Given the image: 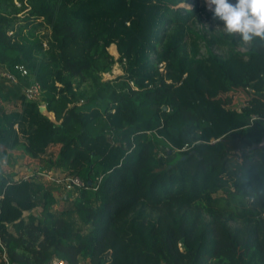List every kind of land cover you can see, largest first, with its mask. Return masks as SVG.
<instances>
[{"label": "trees", "instance_id": "1", "mask_svg": "<svg viewBox=\"0 0 264 264\" xmlns=\"http://www.w3.org/2000/svg\"><path fill=\"white\" fill-rule=\"evenodd\" d=\"M182 1L0 0V62L28 70L0 79L10 261L264 264V40L214 52L227 41L194 32L201 9ZM32 81L53 120L25 98ZM19 157L84 186L52 210L56 183L14 179Z\"/></svg>", "mask_w": 264, "mask_h": 264}, {"label": "rangeland", "instance_id": "2", "mask_svg": "<svg viewBox=\"0 0 264 264\" xmlns=\"http://www.w3.org/2000/svg\"><path fill=\"white\" fill-rule=\"evenodd\" d=\"M232 2H234V0H232ZM180 6L184 7V8H194L197 7L198 9H201L200 12L196 13L194 15V17L192 18L191 22L189 23L192 30L194 32H199L200 34H203L207 39L211 38V37H216L217 39L220 38L221 40H226L227 42L223 43V44H219L217 42L213 43L211 45V49L214 52H217L221 55H226L229 47L234 43V48L240 52H245L249 45L250 42H244L243 39L241 38V36L239 34H233V35H228L227 32L225 31L222 22L219 21H213L211 19V13L209 11H207V7L205 4V0H183L180 4ZM39 34L43 33V32H48L49 30L46 27H42L41 29H38ZM189 41V40H187ZM204 42H199V52L201 55L205 54V47L203 46ZM44 49L48 48V44L46 45V43H43ZM108 51L114 56L115 59L118 58V53L116 50V47L114 44L110 45L108 47ZM122 68L121 66L116 62L111 71L107 72V73H103L102 77L103 79H111L114 78L120 74H122ZM0 104L3 105V107L5 108H9V104H7L6 102H1L0 100ZM51 119L53 120L52 114H49ZM41 165L44 164L46 165V163H40ZM39 165V164H38ZM36 164H30L28 165L27 163H25L24 159L22 157H19L17 159V164L14 166V168L8 170L7 171H11L15 178L14 179H20L22 176H26V175H30L31 170L30 168H36L38 170H42L45 169L43 167H41L40 165L38 166ZM47 170V169H46ZM50 170V169H48ZM44 171V170H43ZM52 173H54L57 176L61 177L64 175V172L61 171L60 169L57 170H51ZM47 182H53L50 180H45V183ZM55 183V182H53ZM57 187L55 188V193L58 195V202L56 204H54L53 206H51L52 210H58L62 208V204H63V200L62 197L63 195H65V189H63V185L57 183L56 184ZM75 194V192H74ZM37 212V211H35ZM23 216H27L28 215V211L23 210L22 212ZM38 213V212H37Z\"/></svg>", "mask_w": 264, "mask_h": 264}, {"label": "clouds", "instance_id": "3", "mask_svg": "<svg viewBox=\"0 0 264 264\" xmlns=\"http://www.w3.org/2000/svg\"><path fill=\"white\" fill-rule=\"evenodd\" d=\"M213 21L222 22L228 35L239 34L244 42L264 40V0H205Z\"/></svg>", "mask_w": 264, "mask_h": 264}, {"label": "built area", "instance_id": "4", "mask_svg": "<svg viewBox=\"0 0 264 264\" xmlns=\"http://www.w3.org/2000/svg\"><path fill=\"white\" fill-rule=\"evenodd\" d=\"M11 34V32H8ZM13 68L15 71L11 69L7 64L0 62V79L3 80L6 85H16L20 84L21 77H25L28 74V70L23 64H14ZM39 84L36 81L30 82L28 85L22 86V92L26 99L28 100H36L39 101V106H45L46 103L40 98L41 92L39 88ZM81 102V101H80ZM30 175L22 176L23 179H31V178H42L44 180H50L63 185V187L67 190H73L74 188H80L84 186L83 180L78 176L65 177L64 175L59 177L52 173L51 170H38L36 168H30ZM44 170V171H43ZM100 178V177H99ZM96 189V186L93 188ZM30 212V211H28ZM0 257L3 261V264H18L16 262H12L9 260L6 249L4 247L3 242L0 239ZM86 260L80 261L78 264H85ZM42 264H70L66 259L61 257H51L48 261Z\"/></svg>", "mask_w": 264, "mask_h": 264}, {"label": "water", "instance_id": "5", "mask_svg": "<svg viewBox=\"0 0 264 264\" xmlns=\"http://www.w3.org/2000/svg\"><path fill=\"white\" fill-rule=\"evenodd\" d=\"M39 111L41 112V113H43V114H45V115H47L50 119H51V117H50V113L52 114V117H53V119H54V114H53V112H49V111H47V108H46V106H39ZM259 146H262V147H264V137L261 139V142H260V144H259Z\"/></svg>", "mask_w": 264, "mask_h": 264}, {"label": "bare ground", "instance_id": "6", "mask_svg": "<svg viewBox=\"0 0 264 264\" xmlns=\"http://www.w3.org/2000/svg\"><path fill=\"white\" fill-rule=\"evenodd\" d=\"M51 114V113H50Z\"/></svg>", "mask_w": 264, "mask_h": 264}]
</instances>
